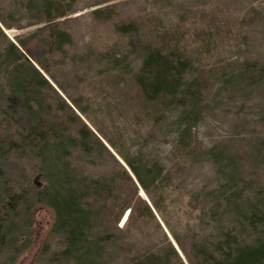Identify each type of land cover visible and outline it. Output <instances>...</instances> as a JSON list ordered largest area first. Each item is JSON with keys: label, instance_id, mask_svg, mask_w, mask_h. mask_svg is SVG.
Here are the masks:
<instances>
[{"label": "rangeland", "instance_id": "374dc122", "mask_svg": "<svg viewBox=\"0 0 264 264\" xmlns=\"http://www.w3.org/2000/svg\"><path fill=\"white\" fill-rule=\"evenodd\" d=\"M41 1L25 8L24 0H0V49L24 44V56L41 64L53 87L28 89L42 107L34 114L11 100L7 106L29 119H39L38 112L63 115L73 134L84 124L92 130L85 150L66 146L58 159L69 178L105 175L112 198L127 199L133 209L120 218L115 208L102 210L96 233L110 240L100 239L101 264L149 256L164 264H202L219 254L226 238L254 240V206L264 210V0H76L58 21L72 39L65 51L44 39L49 23ZM129 24L136 30L121 31ZM145 44L177 47L190 60L188 76L204 90L190 151L177 141L184 109L173 106L153 117L134 82ZM28 152L0 154L1 191L22 195L13 204L15 245L3 249L0 264H78L52 232L54 211L37 198L49 184L40 174L43 159ZM119 152L149 169L142 171L162 170L164 182L152 189L158 208L131 172L134 183L125 182L120 164L128 167Z\"/></svg>", "mask_w": 264, "mask_h": 264}, {"label": "trees", "instance_id": "16d2710c", "mask_svg": "<svg viewBox=\"0 0 264 264\" xmlns=\"http://www.w3.org/2000/svg\"><path fill=\"white\" fill-rule=\"evenodd\" d=\"M33 1L24 0L25 8L29 7ZM75 2L76 0L41 1L42 15L49 23L46 25L48 31L44 39L62 51H65V47L72 43V39L69 33L60 29L58 21L73 11ZM134 30H136L134 24L121 28V31L125 32ZM23 47L24 44L18 46L9 42L7 46L0 49V78L7 76L6 85L0 84V154L12 152L18 157L27 151L28 153L38 152L40 159H43L40 174L45 181H49L47 182L49 184L38 191L37 198L55 213L52 232L66 241L64 253L72 255L78 264H101V259L106 252L104 253V247L100 245V239L104 242L110 240L109 236L102 238L96 233L101 222L102 210L115 208L116 211H120L118 215L120 218L131 206L125 198H112L111 183L105 175L78 176L79 180L81 179L78 181L75 174L69 178L68 171L61 166L58 158H61V151L65 150L66 146L68 149L70 145L72 148H80L79 151L88 147L87 139L94 137V134L87 125L84 124L78 134H73L70 122L63 115L55 114L56 116L50 117L47 112H38L39 119L38 117L29 119L8 108L7 104L11 100L19 107L25 108L28 113L34 114L35 110L42 107L34 104L26 93L28 89L53 90L49 80L41 72L44 68L39 64L40 70L31 63L24 56ZM144 49L145 59L139 73L134 76V82L149 105L153 117L163 115L173 106L184 109L182 118L178 121L177 141L183 150L187 148L190 151L193 148L189 136L192 135V129L195 127V117L198 115L196 109L202 100L204 90L196 87L197 79L188 76L190 60L184 58L177 47L171 45L158 48L152 44H145ZM42 93L41 91V99L46 97ZM62 103L64 110H70L64 100ZM48 117L51 119L56 117V121L53 122L55 125L48 123L51 120ZM99 143L107 149L102 142ZM109 144L116 148L112 142ZM184 154L188 156V153ZM119 155L130 170L128 171L120 164L125 182L134 183L132 174L145 193L150 196L155 208H158L152 196L154 191L152 189H157L158 184L164 182L162 170H154L156 168L154 167L153 172L142 171L148 167L137 166L122 153L119 152ZM0 159L2 161L3 158L0 157ZM3 177L4 171L0 167V181ZM105 194L110 198L106 196L102 206L97 204L99 200L97 197ZM21 196L16 191L2 192L0 189V256L3 249L11 245L16 236L13 228L18 213L17 206L13 207V204L15 200L21 201ZM29 211L30 209L27 208L28 214ZM132 214L131 208L130 217ZM251 217L252 229L258 233L254 240L241 241L237 236L226 238L225 243L218 248L219 254L205 258L202 264H264V210H258L254 206ZM13 245L15 244L11 246ZM158 257L149 256L131 260L129 264H164V261Z\"/></svg>", "mask_w": 264, "mask_h": 264}]
</instances>
